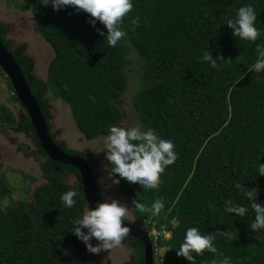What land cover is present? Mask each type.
I'll return each instance as SVG.
<instances>
[{"label": "trees", "instance_id": "obj_1", "mask_svg": "<svg viewBox=\"0 0 264 264\" xmlns=\"http://www.w3.org/2000/svg\"><path fill=\"white\" fill-rule=\"evenodd\" d=\"M21 1L16 4L31 8L54 51L43 80L28 71L32 59L26 44L13 50L48 123L52 112L45 95L52 91L69 104L87 139L107 135L109 126L123 118L118 101L128 89L130 54H137L142 74L133 106L143 129L173 142L177 159L160 174L157 189L143 191L124 179L119 185L131 203L150 206L154 199L163 200L164 209L156 216L140 213L132 203L137 222L152 220L170 232L169 238L158 236V246L167 247L159 256L163 264H191L175 251L189 227L212 235L217 249L193 253L194 264H219L224 256L230 264H264V229H250L251 201L235 187L252 188L256 202L264 206V175L256 176V166L264 163V70H247L257 58L256 44L264 47V0H132V10L120 24L126 35L114 47L96 31L106 32L104 26L98 21L90 26L83 11L67 6L54 11L40 0ZM244 5L256 13L261 35L255 42L236 39L225 24ZM6 29L0 23V38L9 47ZM204 51L211 52L218 68L202 61ZM13 98L18 100L14 93ZM15 120L2 104L0 123L11 126ZM21 128L37 140L28 115ZM57 143L74 152L66 142ZM71 170L80 177L74 167L48 158L43 165L47 181L35 188L32 201L16 200L7 209L3 202L11 191L0 173V264H87L85 245L71 232V221L87 206L81 183L75 188L66 179ZM96 189L105 200L98 185ZM68 190L76 192L70 209L60 201ZM226 200L244 206L246 214L226 213ZM132 243L133 260L144 264V245L135 238Z\"/></svg>", "mask_w": 264, "mask_h": 264}, {"label": "clouds", "instance_id": "obj_2", "mask_svg": "<svg viewBox=\"0 0 264 264\" xmlns=\"http://www.w3.org/2000/svg\"><path fill=\"white\" fill-rule=\"evenodd\" d=\"M40 3L44 6L50 4L54 11L67 6L89 14L87 22L90 26L94 27L98 21L106 29V32L100 29H96V31L100 33L110 47L116 46L118 41L126 35L120 24L133 7L132 0H40ZM255 21L256 13L253 7L244 5L236 9L234 16L227 18L225 24L236 39L255 42L261 35V31L255 26ZM7 48L12 52L14 50L11 47ZM255 50L257 58L248 67V71L264 70V47L256 44ZM201 59L208 63L211 68H218L217 60L213 58L211 52L204 51ZM103 159L110 165L112 184H117L120 179H124L131 184L139 185L143 191H147L158 188L160 174L164 172L167 166L176 161L177 155L174 151L173 142L170 139L161 138L151 128L142 129L139 124L132 127L113 125L109 126L104 140ZM257 175H264V163L259 162L256 166ZM235 187L243 197L251 201L250 206L254 213V219L250 223V229L252 231L264 229V206L256 202L257 192H254L252 188H242L241 183H236ZM75 196L76 192L73 190L62 193L60 201L63 207L69 209L74 207L76 201L73 198ZM132 203L133 207L140 213H150L153 216L158 215L164 209L162 199H154L150 206H145L136 200H133ZM128 208L115 199L100 200L95 207L86 208L71 221V232L84 243L86 250L93 254L119 247L129 233L128 227L122 224V221L127 217ZM224 211L243 217L247 209L226 200ZM139 225L147 230L153 243L154 254L158 249V236L170 237V232L164 226L159 229L152 220L143 221ZM153 229H156L157 234L153 233ZM222 234L229 239L231 238L229 232ZM93 238L98 243H90ZM213 240L212 235H202L196 227H189L186 229L179 247L175 249L176 255L194 264L193 253L197 256L201 255L204 250L216 253L217 249L212 243ZM158 261L161 264L164 263L163 259L157 258L154 264H158ZM219 264H230V260L224 256Z\"/></svg>", "mask_w": 264, "mask_h": 264}, {"label": "rangeland", "instance_id": "obj_3", "mask_svg": "<svg viewBox=\"0 0 264 264\" xmlns=\"http://www.w3.org/2000/svg\"><path fill=\"white\" fill-rule=\"evenodd\" d=\"M16 2L21 4L22 1L0 0V22L5 23L8 29V31L6 29L5 39L11 49L19 44H26L25 53L32 59L28 71L46 80L54 51L41 35L38 20L31 8L23 9ZM126 72L128 89L118 101V106L123 112L122 120L116 125L120 127H132L139 123L141 125L138 112L133 106V99L140 83L142 67L137 54L133 51L130 54V63L127 65ZM7 79L4 72L0 70V107L2 104L7 106L16 117L11 126H3L0 123V173L11 191L3 202L4 209L14 206L16 200L32 201L35 188L47 181L44 177L43 165L48 160L31 131L21 128V121L28 114L22 104L13 98V91ZM45 97L52 112L49 128L56 134L55 139L66 142L69 149L83 155L90 164L94 163L99 192L104 194L105 200L115 199L129 207L125 219L135 221L132 203L126 192L121 189L119 183H111L110 168L102 156L106 135L87 139L79 131L69 104L54 96L52 91H48ZM52 167L57 168L55 165ZM66 179L72 186L79 188L81 181L75 170L68 171ZM90 243L98 242L93 238ZM166 249L165 246H158L154 261L157 258L160 260L159 256L165 254ZM85 254L87 264H127V262L137 264L133 260L136 256L135 249L128 243H121L119 247L103 250L98 254L86 250Z\"/></svg>", "mask_w": 264, "mask_h": 264}, {"label": "water", "instance_id": "obj_4", "mask_svg": "<svg viewBox=\"0 0 264 264\" xmlns=\"http://www.w3.org/2000/svg\"><path fill=\"white\" fill-rule=\"evenodd\" d=\"M0 68L8 78L14 94L18 101L27 111L29 119L34 128L37 140L50 160L62 162L74 167L80 175L83 198L88 207H95L100 201L97 194V179L92 165L79 153H68L62 148L51 135L49 123L43 115L42 108L37 96L28 85L24 73L13 56V52L8 49L0 39ZM123 226L128 227L129 237L138 239L144 245V264H154L153 243L145 228L127 219L122 221Z\"/></svg>", "mask_w": 264, "mask_h": 264}, {"label": "flooded vegetation", "instance_id": "obj_5", "mask_svg": "<svg viewBox=\"0 0 264 264\" xmlns=\"http://www.w3.org/2000/svg\"><path fill=\"white\" fill-rule=\"evenodd\" d=\"M0 23H2V22H0ZM7 31H8V29H7ZM6 38V36L4 35V39ZM38 141V140H37ZM56 141H58V140H56ZM67 146V145H66ZM68 147V146H67ZM71 150V149H70ZM73 151V150H72ZM73 153H75V152H73ZM46 156H47V154H46ZM48 157V156H47ZM49 158V157H48ZM55 165V164H54ZM56 166V165H55ZM56 167H58V166H56ZM94 168V167H93ZM94 172H95V170H94ZM99 189V188H98ZM136 220H137V217H136ZM135 220V222H137ZM138 224H141V223H143V221H140V222H137ZM132 238L133 237H129V236H127L123 241H122V243H128L133 249H134V246L132 245L133 243H132Z\"/></svg>", "mask_w": 264, "mask_h": 264}, {"label": "built area", "instance_id": "obj_6", "mask_svg": "<svg viewBox=\"0 0 264 264\" xmlns=\"http://www.w3.org/2000/svg\"><path fill=\"white\" fill-rule=\"evenodd\" d=\"M153 233H154V234H157V231H156V229H153Z\"/></svg>", "mask_w": 264, "mask_h": 264}]
</instances>
